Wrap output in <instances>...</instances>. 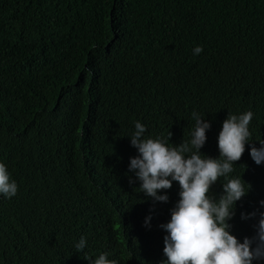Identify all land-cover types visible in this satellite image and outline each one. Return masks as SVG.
Listing matches in <instances>:
<instances>
[{"label":"trees","instance_id":"1","mask_svg":"<svg viewBox=\"0 0 264 264\" xmlns=\"http://www.w3.org/2000/svg\"><path fill=\"white\" fill-rule=\"evenodd\" d=\"M193 111L211 124L200 151L212 158L228 114H254L229 174L251 185L228 221L242 243L264 213V163L250 156L264 140V0H0V162L18 185L0 194V264H90L86 254L105 252L161 264L160 225L180 189L160 192L166 203L140 191L130 136L139 121L146 137L189 141Z\"/></svg>","mask_w":264,"mask_h":264},{"label":"clouds","instance_id":"2","mask_svg":"<svg viewBox=\"0 0 264 264\" xmlns=\"http://www.w3.org/2000/svg\"><path fill=\"white\" fill-rule=\"evenodd\" d=\"M193 51L198 55L203 48L197 46ZM253 115L252 111L228 114L217 138L218 158L208 157L200 151L211 124L195 111L192 113L195 125L191 139L178 145L170 143L171 132L167 137H146V126L135 122L130 144L137 149L138 155L130 158L128 170L140 181V191L153 201L166 203L169 197L159 193L171 189L173 182H177L180 189L179 200L170 210V220L160 225L167 232L163 248L167 259L161 264H253V260L264 259V213L255 225L256 235L251 239L245 237L242 243L231 233L232 226L228 223L235 214L236 202L251 188L241 177L229 178V174L249 143ZM259 143L261 147L250 149V156L257 165L264 163V140ZM221 177L226 182L217 199L209 192ZM129 182L133 183V180L130 178ZM17 192L16 181L6 165L0 162V194L10 199ZM260 203L264 205V201ZM255 215V212L248 216L242 213L241 218ZM150 219V216L146 218V226ZM85 247L86 239L81 237L75 248L80 252ZM108 257L105 252L95 259L86 254L83 259L90 264H118L117 260Z\"/></svg>","mask_w":264,"mask_h":264}]
</instances>
